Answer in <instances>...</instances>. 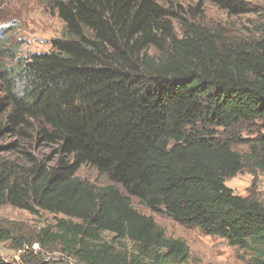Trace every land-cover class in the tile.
<instances>
[{"label": "trees", "instance_id": "16d2710c", "mask_svg": "<svg viewBox=\"0 0 264 264\" xmlns=\"http://www.w3.org/2000/svg\"><path fill=\"white\" fill-rule=\"evenodd\" d=\"M212 1L246 9L238 0ZM49 4L64 23L51 48L23 57L14 48L0 54V134L38 138L54 151L40 157L23 148L18 159L0 156V205L54 214L56 231L45 228L38 239L60 242L80 264L189 258L187 242L168 237L132 197L229 245L262 249L264 202L236 194L226 181L247 164L264 172V133L241 155L236 139L221 137L218 128L264 129V34L242 41L213 32L193 21L203 13L201 4ZM6 56L15 64L5 66ZM83 166L111 184L82 179ZM104 233L114 234L116 245ZM9 239L11 231L0 227V241ZM28 241L20 236L16 247ZM0 264L46 263L25 251Z\"/></svg>", "mask_w": 264, "mask_h": 264}, {"label": "rangeland", "instance_id": "374dc122", "mask_svg": "<svg viewBox=\"0 0 264 264\" xmlns=\"http://www.w3.org/2000/svg\"><path fill=\"white\" fill-rule=\"evenodd\" d=\"M157 1L164 6L179 5L183 9L201 4L203 13L193 21L205 25L213 32L218 31L227 38L249 41L264 34V0H238L241 6L246 7L245 10L243 8L226 10L212 0ZM175 26L181 36L184 30L177 22ZM63 32L64 23L53 11L49 0H0V54L9 53L10 48L15 49L16 57L49 50L52 39L61 37ZM15 62L16 58L6 56L3 63L10 67ZM218 131L221 137L236 139L234 149L241 155L248 152L250 139L259 132L264 133V129L258 124H241L232 131L218 128ZM15 142L19 146L14 147ZM23 148L40 157L53 155L54 151L51 146L38 138L26 141L17 134H0L1 157L18 159L22 156L20 150ZM78 176L97 187L111 184L92 166L81 167ZM226 185L236 194L250 195L264 202V172L251 164H247L242 172L229 178ZM118 187L122 190L120 186ZM132 204L139 212L152 216L168 237L187 242L190 255L180 264H264V247L257 250L232 246L225 238L206 235L196 226L184 225L165 214L151 211L135 197H132ZM62 216L58 215V217ZM56 218L54 214L48 212L33 213L9 204L0 205V227L10 230L13 236V239L0 241V258L8 262L17 260L23 254L19 252L21 247H16L17 240L20 236H25L30 240L25 242V245L39 244L37 250L26 251L35 260L46 264H80L64 252L60 242L38 239L37 236L41 235L45 228L49 227L52 231H56ZM104 239L113 245L117 243L114 234L104 233ZM127 244L131 248V243L127 242Z\"/></svg>", "mask_w": 264, "mask_h": 264}, {"label": "built area", "instance_id": "2783aa9c", "mask_svg": "<svg viewBox=\"0 0 264 264\" xmlns=\"http://www.w3.org/2000/svg\"><path fill=\"white\" fill-rule=\"evenodd\" d=\"M39 248V244L38 243H34L32 245H25L23 249H19V252H25L27 250H37Z\"/></svg>", "mask_w": 264, "mask_h": 264}]
</instances>
